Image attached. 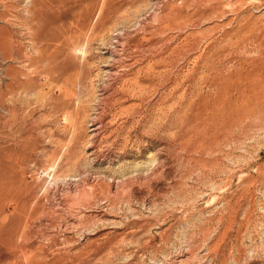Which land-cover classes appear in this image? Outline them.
<instances>
[{
	"label": "rangeland",
	"instance_id": "obj_1",
	"mask_svg": "<svg viewBox=\"0 0 264 264\" xmlns=\"http://www.w3.org/2000/svg\"><path fill=\"white\" fill-rule=\"evenodd\" d=\"M0 264H264V0H0Z\"/></svg>",
	"mask_w": 264,
	"mask_h": 264
},
{
	"label": "bare ground",
	"instance_id": "obj_2",
	"mask_svg": "<svg viewBox=\"0 0 264 264\" xmlns=\"http://www.w3.org/2000/svg\"><path fill=\"white\" fill-rule=\"evenodd\" d=\"M16 58V57H15Z\"/></svg>",
	"mask_w": 264,
	"mask_h": 264
}]
</instances>
